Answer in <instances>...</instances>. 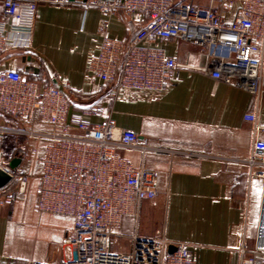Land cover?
<instances>
[{
    "label": "crops",
    "instance_id": "0c3cea01",
    "mask_svg": "<svg viewBox=\"0 0 264 264\" xmlns=\"http://www.w3.org/2000/svg\"><path fill=\"white\" fill-rule=\"evenodd\" d=\"M237 11L235 3L228 22ZM149 19L145 12L108 14L83 0H40L33 34H11L14 46L0 56V72L17 70L44 85L57 84L70 99V115L79 109L99 110L102 115L93 118L94 124L111 116L121 128L162 149L146 154L120 150L136 167L158 172L159 195L141 201L135 214L123 217L112 250L130 252L133 237L153 227L170 242L188 244L197 264H239L238 249L243 244L254 249L264 219V167L241 161L253 155L256 137L264 140V130L256 135L254 124L245 119L257 111L264 127V97L258 100L245 88L213 78L205 70L213 50L205 45L170 39L150 45L177 59L171 88L153 95L122 92L113 101V87L88 73L89 58L99 52L103 40L99 24L108 20V36L128 43ZM9 125L24 126L12 121ZM37 186L0 211L1 264H60L73 255L68 242L73 219L38 212ZM28 210L36 217L27 215Z\"/></svg>",
    "mask_w": 264,
    "mask_h": 264
},
{
    "label": "built area",
    "instance_id": "2783aa9c",
    "mask_svg": "<svg viewBox=\"0 0 264 264\" xmlns=\"http://www.w3.org/2000/svg\"><path fill=\"white\" fill-rule=\"evenodd\" d=\"M210 1L203 5L194 0H83L86 6L108 14L116 15L119 10L145 12L150 18L128 43L110 38V23L102 20L99 33L103 40L99 52L89 58V75L113 87V101L122 92L164 93L173 85L179 65L176 58L150 44L178 39L213 50L205 70L215 79L245 88L260 100L264 97V0ZM3 2L0 56L14 46L11 34H33L40 4V0ZM235 3L237 14L228 22L226 16ZM70 109L68 95L57 84L44 85L17 70L0 72V139L14 134L46 142L35 209L73 219L68 242L74 252L71 259L60 264H197L188 244L170 242L153 227L147 234L133 237L130 252L111 249L123 217L135 214L141 201L159 195L158 172L136 167L120 150L137 149L146 154L162 149L121 128L111 116L102 124H94L93 118L102 115L99 110L79 109L70 115ZM36 115L48 129L9 125L10 121L22 124L33 120ZM258 116L257 111H250L245 117L254 124L256 135L264 130ZM241 161L264 167V140L256 137L253 155ZM0 167L14 174L10 165L3 163L1 148ZM29 179L32 176L19 177L18 188L0 198V211L19 193H25ZM238 252L239 264H264V219L254 249L249 251L243 244Z\"/></svg>",
    "mask_w": 264,
    "mask_h": 264
},
{
    "label": "rangeland",
    "instance_id": "374dc122",
    "mask_svg": "<svg viewBox=\"0 0 264 264\" xmlns=\"http://www.w3.org/2000/svg\"><path fill=\"white\" fill-rule=\"evenodd\" d=\"M41 126H44V125L41 124ZM25 128L31 129V127H26V126ZM43 128H47V127L44 126ZM2 144H3L2 153H3V163L4 164L10 165L13 160L19 159L23 163V166H25V168L27 167L26 173L23 171L24 167L22 168V170L20 169L15 170V175L17 177L16 182H18V184L16 183L17 185L15 187V190L19 186L20 176L32 175L34 179L33 178L29 179V183L24 193V194H27L29 192L30 194L28 195H31L33 192V189L37 186V177L40 175V171L42 170L41 160L44 155L45 141L43 139H38L35 137L26 136V135L12 134V135L4 136L2 140ZM33 150H36L37 152H34ZM10 192L11 190H8L5 193L0 192V198ZM24 196L26 197V195ZM36 214L37 213L31 210L27 211V215L29 216L36 217Z\"/></svg>",
    "mask_w": 264,
    "mask_h": 264
},
{
    "label": "trees",
    "instance_id": "16d2710c",
    "mask_svg": "<svg viewBox=\"0 0 264 264\" xmlns=\"http://www.w3.org/2000/svg\"><path fill=\"white\" fill-rule=\"evenodd\" d=\"M32 80H34V79H32ZM34 81H38V80H34ZM23 125H24V127L26 126V127H31V128H38V129H41V127L43 128L44 126H41V122H40V117L38 116V115H36L35 116V118L33 119V120H29V121H24L23 122ZM40 125V126H39ZM45 145H46V142H45ZM44 150H45V148H44ZM24 167V172L26 173L27 172V167L25 168V166H23V163L21 162V164L18 166V167H16V168H14L13 170H18V169H20V170H22V168ZM29 170V169H28ZM36 171H38V170H36ZM25 173H23V174H25ZM41 173V172H40ZM41 175V174H40ZM39 175V176H40ZM25 176H28V175H25ZM29 176H32V175H29ZM38 176V177H39ZM32 178H33V176H32ZM34 179V178H33ZM17 181V179H15L13 182H12V184H10V186H8L6 189H4V190H2V191H0V192H7L8 190H11V192L12 191H14L15 190V187H16V185L18 184V182H16ZM17 183V184H16ZM37 185H39V180H38V178H37ZM37 188H38V186H37ZM38 190V189H37ZM38 192V191H37ZM22 196V194H18L17 195V197L15 198V200L13 201V202H15L16 200H18L20 197ZM37 199H38V197H37Z\"/></svg>",
    "mask_w": 264,
    "mask_h": 264
},
{
    "label": "water",
    "instance_id": "95a60500",
    "mask_svg": "<svg viewBox=\"0 0 264 264\" xmlns=\"http://www.w3.org/2000/svg\"><path fill=\"white\" fill-rule=\"evenodd\" d=\"M21 164V160H13L10 164L11 169L18 167ZM14 174L6 168L0 167V191L6 189L14 181ZM174 248H170V252H173Z\"/></svg>",
    "mask_w": 264,
    "mask_h": 264
}]
</instances>
